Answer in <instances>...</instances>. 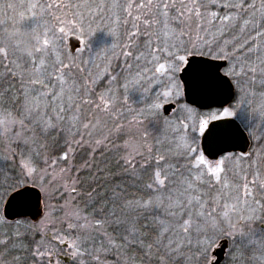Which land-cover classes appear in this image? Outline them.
Wrapping results in <instances>:
<instances>
[{"label": "snow or ice", "instance_id": "obj_1", "mask_svg": "<svg viewBox=\"0 0 264 264\" xmlns=\"http://www.w3.org/2000/svg\"><path fill=\"white\" fill-rule=\"evenodd\" d=\"M0 8V264H264V0Z\"/></svg>", "mask_w": 264, "mask_h": 264}, {"label": "rangeland", "instance_id": "obj_2", "mask_svg": "<svg viewBox=\"0 0 264 264\" xmlns=\"http://www.w3.org/2000/svg\"><path fill=\"white\" fill-rule=\"evenodd\" d=\"M9 2H15V3H27L28 0H9ZM3 0H0V5H2ZM23 10V9H22ZM3 18V11L2 8H0V19ZM9 31H12L11 28H9ZM11 35V33H10ZM16 35H19V33H16ZM26 39V37H25ZM27 48L28 55H31L32 53V46L31 44H26L21 50L23 52V49ZM129 103L131 104L132 108L135 109L137 108V105L132 103V101L130 100ZM237 154H239L237 152ZM251 179V178H249ZM244 195L243 190L241 191V196ZM234 200H228L225 201L226 204H228L229 206H231L232 203H234ZM262 205H264V202H261V204L255 205L257 211L255 213H252L251 211L244 213V212H240L239 208L242 207V204L238 206L237 212L233 213L232 215V220L233 222H237L241 216H252L253 219L251 221H249V224L252 228H254L258 233L260 232H264V208H262ZM239 230V229H237ZM223 239V238H222ZM221 239V240H222ZM220 240V241H221ZM217 242V245H219V242ZM215 248H217L218 246H214ZM252 255H255L257 257L260 256V252L257 251L255 253H250V252H241V250L237 249V250H233V245L231 244V242H228L227 248L225 250L224 253V257L221 261L220 264H260L259 260L253 261L251 259Z\"/></svg>", "mask_w": 264, "mask_h": 264}, {"label": "water", "instance_id": "obj_3", "mask_svg": "<svg viewBox=\"0 0 264 264\" xmlns=\"http://www.w3.org/2000/svg\"><path fill=\"white\" fill-rule=\"evenodd\" d=\"M237 152L239 153V150H237ZM227 245H228V242H227ZM226 248H227V246H225V241L223 239L219 242L218 247L215 248V251L217 253V259L219 260V263L223 259Z\"/></svg>", "mask_w": 264, "mask_h": 264}, {"label": "clouds", "instance_id": "obj_4", "mask_svg": "<svg viewBox=\"0 0 264 264\" xmlns=\"http://www.w3.org/2000/svg\"><path fill=\"white\" fill-rule=\"evenodd\" d=\"M23 52L27 54L28 49L27 48L23 49Z\"/></svg>", "mask_w": 264, "mask_h": 264}, {"label": "flooded vegetation", "instance_id": "obj_5", "mask_svg": "<svg viewBox=\"0 0 264 264\" xmlns=\"http://www.w3.org/2000/svg\"><path fill=\"white\" fill-rule=\"evenodd\" d=\"M29 264H31V261L29 262Z\"/></svg>", "mask_w": 264, "mask_h": 264}, {"label": "trees", "instance_id": "obj_6", "mask_svg": "<svg viewBox=\"0 0 264 264\" xmlns=\"http://www.w3.org/2000/svg\"><path fill=\"white\" fill-rule=\"evenodd\" d=\"M21 255H23V254H21ZM29 262H30V260H29Z\"/></svg>", "mask_w": 264, "mask_h": 264}, {"label": "bare ground", "instance_id": "obj_7", "mask_svg": "<svg viewBox=\"0 0 264 264\" xmlns=\"http://www.w3.org/2000/svg\"><path fill=\"white\" fill-rule=\"evenodd\" d=\"M223 257H224V256H223ZM220 263H221V262H220ZM220 263H219V264H220Z\"/></svg>", "mask_w": 264, "mask_h": 264}]
</instances>
